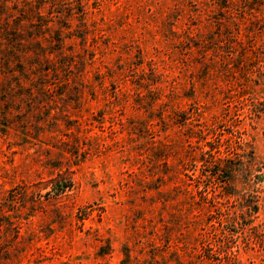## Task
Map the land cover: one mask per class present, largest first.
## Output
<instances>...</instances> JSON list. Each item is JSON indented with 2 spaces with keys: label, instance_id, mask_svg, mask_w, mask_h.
Listing matches in <instances>:
<instances>
[{
  "label": "rangeland",
  "instance_id": "rangeland-1",
  "mask_svg": "<svg viewBox=\"0 0 264 264\" xmlns=\"http://www.w3.org/2000/svg\"><path fill=\"white\" fill-rule=\"evenodd\" d=\"M0 264H264V0H0Z\"/></svg>",
  "mask_w": 264,
  "mask_h": 264
},
{
  "label": "trees",
  "instance_id": "trees-1",
  "mask_svg": "<svg viewBox=\"0 0 264 264\" xmlns=\"http://www.w3.org/2000/svg\"><path fill=\"white\" fill-rule=\"evenodd\" d=\"M62 175H59V177H61ZM51 182L53 183V189L51 191H54V193L56 195L60 194V193H63L64 191H66L67 189L71 188L73 186V181L70 177H62V178H53L51 180ZM227 182V185L228 187H231L233 186V181H231L230 179H227L226 180ZM34 185V184H33ZM23 187V191L21 192L22 194V197L23 198H26V195L29 194V191L32 187V184H25L22 186ZM50 193V192H48ZM207 244V247L206 249H208L209 251V254H217V251L215 252H212L213 251V246L211 245L210 242L206 243ZM218 256V255H217ZM219 258V257H217Z\"/></svg>",
  "mask_w": 264,
  "mask_h": 264
}]
</instances>
